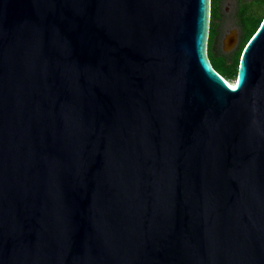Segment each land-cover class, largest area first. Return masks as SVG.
Segmentation results:
<instances>
[{
	"label": "water",
	"instance_id": "1",
	"mask_svg": "<svg viewBox=\"0 0 264 264\" xmlns=\"http://www.w3.org/2000/svg\"><path fill=\"white\" fill-rule=\"evenodd\" d=\"M209 27L210 0H0V264H264V18L233 85Z\"/></svg>",
	"mask_w": 264,
	"mask_h": 264
},
{
	"label": "trees",
	"instance_id": "2",
	"mask_svg": "<svg viewBox=\"0 0 264 264\" xmlns=\"http://www.w3.org/2000/svg\"><path fill=\"white\" fill-rule=\"evenodd\" d=\"M264 3V1H263ZM264 7V5H263ZM262 7V8H263ZM264 12V11H263ZM216 17V10L213 7V4L211 5V14H210V27H209V37H208V58L209 61L213 67V69L226 81L232 80L236 78L239 60L242 54V51L247 44V42L250 40L252 35L256 32L260 24L262 23V20L264 18V13L262 15H258V17H247L246 13L242 11L240 13V21L243 27L242 36L244 38L239 50L234 54V57L231 61H228L226 57L222 55H216L213 52H211L209 56V51H211L210 44L213 41V37L215 35V28H214V19Z\"/></svg>",
	"mask_w": 264,
	"mask_h": 264
},
{
	"label": "rangeland",
	"instance_id": "3",
	"mask_svg": "<svg viewBox=\"0 0 264 264\" xmlns=\"http://www.w3.org/2000/svg\"><path fill=\"white\" fill-rule=\"evenodd\" d=\"M227 0H223V3H225ZM229 10V13L223 12L221 14V17L219 18V21L217 23L219 24L218 30L220 31V35L218 39L216 38V42H211L210 47L211 51H209V56L211 52H213L216 55H222L227 58L228 61H231L234 57V54L239 50L244 38L242 36L241 30L239 29V23L237 19L234 16L235 6L232 5ZM244 13H246L247 17H253L256 18L258 15H262L264 12V7L262 8L261 12H258L257 8H252V10L248 6H245ZM233 37L234 43L233 46H228L226 42L228 37ZM208 51V48H207ZM235 79L228 80V83L234 82Z\"/></svg>",
	"mask_w": 264,
	"mask_h": 264
},
{
	"label": "flooded vegetation",
	"instance_id": "4",
	"mask_svg": "<svg viewBox=\"0 0 264 264\" xmlns=\"http://www.w3.org/2000/svg\"><path fill=\"white\" fill-rule=\"evenodd\" d=\"M264 0H227L225 3H223V0H210V14H211V5L213 4V7L216 10V17L214 19V28H215V35L213 37L214 43L216 42V38L218 39L220 35V31L218 30L219 24L217 21H219V18L221 17V14L223 12L229 13L230 8L234 5L235 6V11H234V16L237 19L239 23V29L241 30V33L243 32V27L240 21V13L242 11H245L244 9L246 8L245 6H248V9L250 8H257L258 12H261L262 7L264 5L263 3ZM212 41V43H213ZM229 44V41H224L222 44Z\"/></svg>",
	"mask_w": 264,
	"mask_h": 264
},
{
	"label": "snow or ice",
	"instance_id": "5",
	"mask_svg": "<svg viewBox=\"0 0 264 264\" xmlns=\"http://www.w3.org/2000/svg\"><path fill=\"white\" fill-rule=\"evenodd\" d=\"M240 83V81L239 80H237V85Z\"/></svg>",
	"mask_w": 264,
	"mask_h": 264
},
{
	"label": "bare ground",
	"instance_id": "6",
	"mask_svg": "<svg viewBox=\"0 0 264 264\" xmlns=\"http://www.w3.org/2000/svg\"><path fill=\"white\" fill-rule=\"evenodd\" d=\"M230 85H233V84H231V83H229Z\"/></svg>",
	"mask_w": 264,
	"mask_h": 264
}]
</instances>
